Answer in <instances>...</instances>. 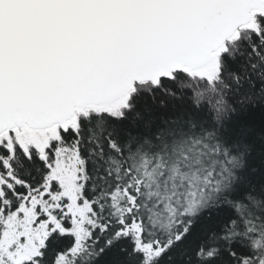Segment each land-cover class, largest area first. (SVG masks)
I'll return each instance as SVG.
<instances>
[{
  "label": "snow or ice",
  "instance_id": "obj_1",
  "mask_svg": "<svg viewBox=\"0 0 264 264\" xmlns=\"http://www.w3.org/2000/svg\"><path fill=\"white\" fill-rule=\"evenodd\" d=\"M0 264H264V0H0Z\"/></svg>",
  "mask_w": 264,
  "mask_h": 264
}]
</instances>
